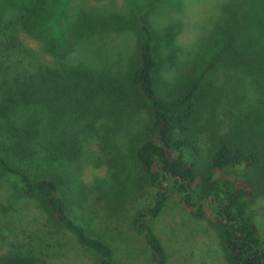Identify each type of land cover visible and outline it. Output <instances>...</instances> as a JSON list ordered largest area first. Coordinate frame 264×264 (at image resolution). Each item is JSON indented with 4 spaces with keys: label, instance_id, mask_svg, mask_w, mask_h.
<instances>
[{
    "label": "trees",
    "instance_id": "obj_1",
    "mask_svg": "<svg viewBox=\"0 0 264 264\" xmlns=\"http://www.w3.org/2000/svg\"><path fill=\"white\" fill-rule=\"evenodd\" d=\"M125 1L127 12L102 13L79 0H0V180L13 191L9 208L0 203L1 210L10 211L16 198L34 201L96 264H122L79 213L88 186L77 179L71 162L78 159L87 129L91 138L108 141L115 132L108 125L112 120L124 121L146 106L152 118L132 136L130 156L142 169L149 202L132 225L154 262L167 264V254L149 222L175 199L192 218L211 224L228 264H264V236L253 209L254 198L264 195V0L228 8V21L218 25L220 46L202 74L207 81L191 76L167 93L158 79L162 68L172 66L149 18L158 0ZM126 29H133L138 40L122 81L74 58L85 42ZM23 36L39 43V51ZM230 69L253 75L259 88L258 105L250 113L255 125L239 135L221 134L207 124L224 94L216 74ZM115 188L105 196L121 199ZM21 259L4 255L0 264Z\"/></svg>",
    "mask_w": 264,
    "mask_h": 264
},
{
    "label": "rangeland",
    "instance_id": "obj_2",
    "mask_svg": "<svg viewBox=\"0 0 264 264\" xmlns=\"http://www.w3.org/2000/svg\"><path fill=\"white\" fill-rule=\"evenodd\" d=\"M79 2L102 13L128 10L125 0ZM242 2L244 0H158L156 7L149 12V18L157 31L158 46L172 66L170 69L162 68V77L158 79L159 84L166 83V93L178 80H187L191 76L198 75L202 82L207 81L202 74L211 55L220 46L218 40L222 35L218 25L228 21V8H240ZM23 38L29 47L39 51V43ZM137 40L133 29L108 32L82 44L74 53V58L80 56L96 68L113 72L122 81ZM43 56L46 57V54ZM250 75L233 69L226 72L220 70L216 74V83L223 86L221 92L224 94H219V102L215 100L207 124L216 127L221 134L239 135L255 125L250 113L258 105L259 88L253 75ZM205 115L208 113L205 112ZM126 116L124 121L112 120L108 124L115 127L108 141L93 139L92 130H86V141L82 142L78 159L71 162V170L76 172L77 179L88 186L77 209L90 221L96 233L111 244L119 262L156 264L149 245L132 225L136 212L148 205L146 194L149 188L146 187L142 169L130 156L132 136L149 123L152 114L148 107L140 106L134 115L128 113ZM99 132L106 133L103 127ZM208 139V133L202 134L204 148L209 145ZM122 182L124 186L118 190ZM109 187H116L115 192L118 190L122 198H107L105 194ZM12 193L8 184L0 180V203L6 204L7 208V199ZM12 202L10 211L0 208V257H22L25 260L17 261L20 264H27L30 260L32 264H96L94 257L83 251L70 234L56 229L37 203L19 198ZM253 209L264 236L263 194L254 198ZM149 223L163 243L167 264H228L220 238L211 224L192 218L175 199H171L163 212Z\"/></svg>",
    "mask_w": 264,
    "mask_h": 264
}]
</instances>
